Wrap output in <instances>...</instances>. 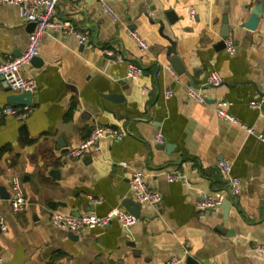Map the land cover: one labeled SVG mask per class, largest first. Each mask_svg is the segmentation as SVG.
Instances as JSON below:
<instances>
[{
	"label": "crops",
	"instance_id": "crops-1",
	"mask_svg": "<svg viewBox=\"0 0 264 264\" xmlns=\"http://www.w3.org/2000/svg\"><path fill=\"white\" fill-rule=\"evenodd\" d=\"M259 6L255 27L246 28ZM169 10L176 15L173 22ZM56 15L87 41L45 33L40 62L21 69L23 77L37 82L32 111L21 121L0 118V216L6 224L0 231V264H165L188 255L201 264H264V254L254 249L264 243V142L258 138L264 137V105H249L264 104V0H59ZM225 22L231 54L218 46ZM32 29L16 6L0 4V62L23 52ZM130 31L147 43L146 50L138 48ZM115 54L141 66L142 76L127 78ZM175 54L185 67L179 81L165 69ZM212 71L223 79L217 87L205 85ZM190 83L201 88L207 102L187 97L184 84ZM167 91L172 95L165 96ZM12 94L0 83V109ZM216 100L226 101V111L254 133L220 118ZM94 124L121 129L126 136L102 139L100 152L66 157ZM157 132L163 143L155 140ZM221 160L240 179L237 196L230 195L217 165ZM9 168L22 183L26 205L21 211L10 208ZM134 169L162 200L141 203L133 226L114 220L86 228L72 240L70 232L50 223L51 212L104 215L124 208L126 199L138 202L128 183ZM172 172L181 178L169 182L166 174ZM206 196L230 202L226 219L223 207L200 205ZM89 197L101 202L93 205ZM84 205L92 211H83Z\"/></svg>",
	"mask_w": 264,
	"mask_h": 264
},
{
	"label": "built area",
	"instance_id": "built-area-1",
	"mask_svg": "<svg viewBox=\"0 0 264 264\" xmlns=\"http://www.w3.org/2000/svg\"><path fill=\"white\" fill-rule=\"evenodd\" d=\"M59 0H0V4H11L18 8L19 16L29 22L34 23L32 31L28 35V43L23 52L14 58L7 59L0 62V83H4L5 86L16 94L31 92L33 93L37 89V82L34 79L23 77L21 69L28 64L32 58L39 55V45L42 37L49 30H54L66 35H74L78 38L80 43L87 41L86 34L79 32L76 27L70 21L60 20L56 15V6ZM101 6L104 11L111 16L113 20H117V15L113 10L104 2L101 1ZM189 19L193 20L195 11L190 8L188 10ZM130 37L141 51L148 48L147 43L134 31L129 32ZM224 46L228 53L234 52V47L230 39H224ZM104 54L111 55L108 50H102ZM114 60L118 63H124L126 66V77L132 80H136L143 74V68L136 65L132 61L126 59L121 54H115ZM165 69L169 71L176 81H179L178 75L171 65H166ZM223 83V79L216 71H212L208 74L205 85L210 87H217ZM184 89L188 98L200 103L207 102V98L203 95L201 88H196L190 84H184ZM144 93L148 92L147 87H143ZM172 92H165V96H171ZM228 103L224 100H216L213 104L216 114L225 120L234 122L244 128L248 133H254L252 128L246 127L241 124L234 116L229 114L225 107ZM250 107L260 108L262 102L251 101ZM32 108L29 106L17 107L16 105L7 104L0 109V118L13 117L16 120H23L26 118ZM126 136V133L121 129H116L110 126H104L100 124H94L88 137L80 141L76 146L70 147L66 151V157L79 159L87 155L89 152H100V141L102 139H110L113 141H120ZM258 138L264 142V137L258 136ZM155 140L158 143H163L164 138L161 132H157ZM218 167L222 173V176L228 183L230 195L237 196L241 191V182L238 177L232 174V166L227 161H219ZM11 174L10 189V208L12 211H21L26 205V199L24 197L22 183L20 177L11 168L8 169ZM166 178L169 182L179 180L181 175L172 172L167 173ZM129 188L134 193L136 200L139 203H145L149 205L159 204L162 200V196L154 189H152L146 181V176L139 170L134 169L129 177ZM89 202L93 205H97L101 202L100 198L89 197ZM223 200L222 196L212 197L206 196L200 203L203 208H216L221 205ZM119 222L125 228L133 226L137 219L122 207H114L108 210L104 215H97L95 213L87 212L79 216H64L56 212H51L49 216L50 223L56 227L73 234H79L86 228L104 227L110 224L112 221ZM6 230V224L4 218L0 216V231ZM255 251L264 254V243H257L254 245ZM184 256H174L170 258L165 264H183Z\"/></svg>",
	"mask_w": 264,
	"mask_h": 264
},
{
	"label": "water",
	"instance_id": "water-1",
	"mask_svg": "<svg viewBox=\"0 0 264 264\" xmlns=\"http://www.w3.org/2000/svg\"><path fill=\"white\" fill-rule=\"evenodd\" d=\"M260 1H262V0H260ZM260 7L261 6L256 7L255 9H253L251 11L252 15L250 16L249 20L244 24V26L246 28L253 29L255 27L258 16L261 15ZM166 16L171 22L176 20V17H175L176 15L174 14V11H172V10L167 11ZM31 25L34 27V23H31ZM228 35H229L228 25L225 22L222 26V31L220 34V36L223 38V40L218 44V46L224 47V39L227 38ZM174 50L175 49H174V46L172 44V48L170 51L175 53ZM168 60H169L170 65L175 70V73L177 75H182L185 73V67H184L183 63L181 62L180 58L177 56V54L170 57ZM31 61L40 62V59L38 58V56H36V57L32 58ZM190 85L194 86L193 83H190ZM33 100H34V96L31 92L12 94L8 97V102H9V104H12V105H24V106L30 107L33 105ZM159 148H163V145H159ZM123 206L136 219L139 217L141 203L135 202L131 199H126L123 201ZM220 206L224 208V215H225V219H226V214H227L228 209L230 207V202L227 199H223ZM92 209H93L92 206H88V205H84L82 207L83 211H92ZM72 215L79 216L80 210H75ZM69 236H70V239H72V240H76L78 237L77 234H73L71 232L69 233ZM183 264H201V263H199L195 258H193V256L188 255L184 258Z\"/></svg>",
	"mask_w": 264,
	"mask_h": 264
}]
</instances>
